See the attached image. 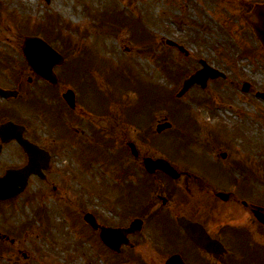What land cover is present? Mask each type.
<instances>
[{"label": "rangeland", "instance_id": "obj_1", "mask_svg": "<svg viewBox=\"0 0 264 264\" xmlns=\"http://www.w3.org/2000/svg\"><path fill=\"white\" fill-rule=\"evenodd\" d=\"M255 1L264 0H0L1 60L7 57L5 61L16 62L13 65L19 69L23 61L19 45L23 38L38 34L39 28L46 29L41 26L48 17H54L59 27L53 23L47 28L54 34L60 32L62 35L59 33L57 37L63 38L55 40V47L70 49L73 64L77 61L84 64L94 80V87L100 94L107 95L109 106L95 102L89 90L82 91L76 84L78 112L74 120L66 117L69 127L76 130V138L70 134L64 139L63 127L58 125L62 130L59 134L55 130V120L48 122L40 114L32 115L30 123L39 138L38 143L53 150L50 178L45 184L32 181L19 198L0 204L3 213L0 264H88L74 257L67 197L69 194L75 197L80 192L81 196H87L84 197L86 205H99L106 195V203H114L113 200L118 199L114 196L117 188L125 185L119 182L117 173L127 172L128 141L142 154L163 156L176 166H189L191 171L207 165L213 179L222 183L215 182L216 191L232 193L238 201H252L264 207V184L258 185L259 182L254 181L258 176L246 173L249 169L264 176V103L240 89L247 81L253 92H264V50L253 35L243 29L245 26L238 18L240 12ZM118 5L131 13L130 19L119 13ZM137 16L151 35L149 42L137 43L128 29V23L132 24L130 20ZM167 39L180 44L186 54L166 46L164 40ZM161 57L173 73L181 76L179 81L183 75L198 69L197 59L224 72L225 78L209 81L202 91L198 86L192 87L174 107L171 97L175 98L180 83L162 70L157 62ZM65 64L68 65L67 60ZM112 67L120 69L123 77L139 80L146 88L140 89L138 84L133 88L124 84L123 78L121 83L116 82L112 78L117 74L113 73L109 81L106 74ZM4 72L3 75H7V71ZM150 82L160 86L161 92L149 86ZM83 83L89 89L88 81ZM160 96L167 101L157 108L151 101ZM48 104L54 105L53 102ZM19 105L17 101L13 103L14 107ZM171 111L176 122L171 118ZM106 116L122 136L118 133L109 136L114 142L111 150H104L103 144L94 137L95 122ZM182 118L192 126L187 128ZM165 119L171 122L170 131L149 143L141 140L140 135L147 132L146 126L150 125L154 131L155 124ZM98 128L104 131L106 125ZM173 130L180 131L174 138L171 137ZM183 132L189 134V140L181 138ZM14 149L11 146L6 150ZM220 152L227 153L226 161L219 159ZM92 157L100 158L86 165ZM108 157H116V160ZM237 160L243 164V170L231 173L232 164ZM132 162L137 174L130 177V181L139 184L141 162ZM243 180H248L246 196L240 195L232 182ZM226 207L237 209L240 206L230 202ZM41 208L49 216L46 217ZM38 217L46 219H36Z\"/></svg>", "mask_w": 264, "mask_h": 264}, {"label": "flooded vegetation", "instance_id": "obj_2", "mask_svg": "<svg viewBox=\"0 0 264 264\" xmlns=\"http://www.w3.org/2000/svg\"><path fill=\"white\" fill-rule=\"evenodd\" d=\"M61 78L65 82L59 85ZM70 78L71 74L62 70L58 81L50 84L28 68L7 81L0 80L2 88L16 92L14 98L0 97V124L17 119L11 102L22 99L19 103L24 106L31 94L30 88L27 89L29 85L33 86L35 97L57 99L59 112H66V109L73 112L62 99ZM23 135L32 141V130L26 128ZM10 144L17 147L21 155L8 157L27 160L14 141ZM4 166L0 155V173ZM174 168L179 173L176 179L160 174L147 179L162 182L130 184L123 193L125 201L121 203L87 206L84 201L77 200L73 206L70 201L72 229H79L73 231L76 257L89 263L103 261L106 264H167L177 258L182 264H264V225L255 215L256 211L264 214V209L257 210L242 202L243 207L239 209L224 210L225 203L217 198L213 182L205 178L203 171L192 174L184 168ZM89 214L96 228L84 222V216ZM178 220L200 225L211 240L224 245L226 253H207L195 246ZM101 228L116 230L106 237L110 245L100 239Z\"/></svg>", "mask_w": 264, "mask_h": 264}, {"label": "water", "instance_id": "obj_3", "mask_svg": "<svg viewBox=\"0 0 264 264\" xmlns=\"http://www.w3.org/2000/svg\"><path fill=\"white\" fill-rule=\"evenodd\" d=\"M242 16L245 18L249 26L254 29L257 39H259L262 46H264V6H254L250 14H243ZM22 50L25 60H27V63L30 65L33 71L41 74L44 78L49 79L51 66L54 63L59 62V56L51 48H48V46L40 39L27 38L23 43ZM205 70L208 71V68L205 67ZM197 74L200 75V72ZM193 81L203 84L204 78L201 80H198L197 76L190 78V80L184 84L185 86L183 90L188 89L190 87V83ZM5 93L6 92L0 89V94L3 95ZM7 126L8 125H2V130L0 131V135L3 138L2 140H7L6 137H4L5 133H8L11 137H15L20 146H23L24 150L28 154V157H30V161L21 170L9 171L0 178V201L11 199L23 191V188L27 183V177L39 169L34 158L36 155L41 154V152H39L35 146L30 145L27 141L22 139V137L17 135L18 132L16 133L15 131L17 127L8 128ZM163 126L165 125L160 127ZM160 127L157 129L160 130ZM132 152L135 154L133 150ZM142 162L147 172L158 169L171 177L176 176L175 171L172 170L169 164L163 159L153 160L149 158H143ZM186 231L189 233L191 230L189 231L186 229ZM189 235H191L197 245L203 246L208 251H214V248L211 247V245L205 240H203L201 236H195L191 233H189Z\"/></svg>", "mask_w": 264, "mask_h": 264}, {"label": "trees", "instance_id": "obj_4", "mask_svg": "<svg viewBox=\"0 0 264 264\" xmlns=\"http://www.w3.org/2000/svg\"><path fill=\"white\" fill-rule=\"evenodd\" d=\"M117 6L116 5H114V8H116ZM119 13H121V15L123 16V13H122V11H120ZM133 27V26H132Z\"/></svg>", "mask_w": 264, "mask_h": 264}]
</instances>
